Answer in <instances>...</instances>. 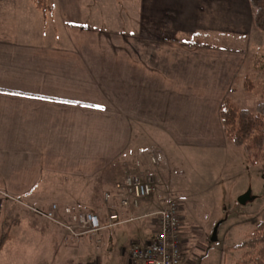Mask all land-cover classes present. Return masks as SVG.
<instances>
[{"label":"crops","instance_id":"crops-1","mask_svg":"<svg viewBox=\"0 0 264 264\" xmlns=\"http://www.w3.org/2000/svg\"><path fill=\"white\" fill-rule=\"evenodd\" d=\"M46 2L43 12L34 0H0V241L7 233L0 260L20 214L30 231L54 238L56 228L30 214L55 204L44 202L52 178L98 177L109 190L103 176L133 157L135 124L164 134L173 151L219 147V109L247 56L214 40L254 31L249 0ZM163 180L159 175L156 192L182 200L185 239L186 227L196 228L184 214L185 193L164 188ZM84 191L89 200L91 191ZM156 192L141 204L142 216L164 209L168 194L159 199ZM27 201L29 210L19 208ZM112 202L115 214L131 215ZM133 224L105 223L92 264H132L131 246L149 242L156 221L150 231L145 221Z\"/></svg>","mask_w":264,"mask_h":264},{"label":"rangeland","instance_id":"rangeland-1","mask_svg":"<svg viewBox=\"0 0 264 264\" xmlns=\"http://www.w3.org/2000/svg\"><path fill=\"white\" fill-rule=\"evenodd\" d=\"M34 1L38 6L36 0ZM42 2L43 6L47 5L46 0ZM253 29L254 31L246 38L230 36V41L227 38L214 40L217 45L227 44L233 49L241 50L247 56L243 69L235 76L231 87L232 94L230 90L227 96L230 95L239 107L251 112H254L259 104L264 103V34L257 31L254 25ZM247 81H249V89L252 87L251 91L247 90ZM187 91L183 93L187 94ZM220 110L221 108L219 116ZM144 126L135 124V131L140 133L134 135L131 147L134 149L133 157H128L126 159L128 161L123 158L122 164L117 165H121L122 168L116 169V179L110 180L108 175L103 177V180L110 181L111 187L108 189L112 192L117 185L116 182L122 183L126 177L134 175L137 169L140 173L138 176L142 178L147 175L154 177L156 192L159 175H163L164 188L172 186L173 190L178 189L185 193L184 214L187 219L189 218L188 220L192 221L191 229L196 227L194 230L186 227L183 248L187 251L184 257L186 262L184 261L183 264H237L240 262L248 250H239L236 247L245 244L257 227L264 224V149L260 153L255 150L252 155H249L244 149L235 147L224 134L220 136V139L216 136L217 142L221 143L219 147L210 146L208 149L184 147L173 151L171 142L164 134ZM182 137L183 141L187 138V136ZM192 137L195 138V136ZM197 138L199 142L206 140L203 139L204 136H197ZM153 150L160 151L162 155L154 153ZM51 181L48 187L53 189V194H48L44 202L46 206L48 203L50 206L54 201L60 210V215L64 213V207L71 206L75 213L96 214L104 227L105 223L110 225V216L118 212L117 205L112 200L107 202L104 200L107 186L104 182H100L101 179L98 177L91 182L73 178L62 179V177L52 178ZM89 186L97 189L95 188L92 192ZM84 189L91 191L90 195L88 194L89 200L84 199L83 195L87 196L83 194L86 192ZM156 194L155 198L160 199L168 192L166 189H161ZM55 195L62 197L55 198ZM64 198L69 201L75 200L76 206L60 204L59 201H63ZM166 198L167 201L175 198L180 205L183 204L182 200L175 195L168 194ZM23 203L25 205H18L19 208L29 210L28 201ZM36 210L43 212L39 206ZM136 212L140 217L135 216ZM27 213L29 214V211ZM30 214L37 216L39 221L51 224L58 232L55 231L53 239L43 233H33L24 223L28 218L26 213L18 215L22 224L19 226L10 224L11 242L8 243L0 264H92L96 260L94 254L98 246V234L104 228L96 234L81 236V238L71 237L62 226L36 213ZM132 215L138 218L133 223L140 224L145 221L146 229L151 230L153 219L151 214L142 216L139 207L132 210ZM61 216L65 221L66 217ZM127 218H130V215ZM216 226H219L217 240L212 242V233Z\"/></svg>","mask_w":264,"mask_h":264},{"label":"built area","instance_id":"built-area-1","mask_svg":"<svg viewBox=\"0 0 264 264\" xmlns=\"http://www.w3.org/2000/svg\"><path fill=\"white\" fill-rule=\"evenodd\" d=\"M155 179L147 175L144 178L129 176L122 183L115 186L114 193L106 192L104 200L111 201L115 198L121 208L136 210L155 193ZM34 213L62 226L71 237L96 234L102 230L99 217L91 212L75 213L71 209H65L61 214L66 217L60 220V210L56 204L47 211L33 210ZM156 221V231L152 239L143 244H133L129 250L132 264H183L185 250L183 248L181 205L175 198L167 201L166 206L160 212L152 214ZM138 220L132 213L130 218L123 219L119 214L110 216V225L113 227L120 224Z\"/></svg>","mask_w":264,"mask_h":264},{"label":"trees","instance_id":"trees-1","mask_svg":"<svg viewBox=\"0 0 264 264\" xmlns=\"http://www.w3.org/2000/svg\"><path fill=\"white\" fill-rule=\"evenodd\" d=\"M249 2L253 10L254 28L264 34V0H249ZM36 3L43 12L46 11L47 8L46 6L42 5V0H36ZM191 44L201 45V43L197 42L196 40L191 42ZM248 82L249 81L246 82L247 90L251 91L252 87L251 89H249L250 87ZM232 91L233 90H231L230 92L231 94ZM220 119L225 136L235 147L244 149L249 155H252L255 150L259 153L263 151L264 103L259 104L256 107L255 111L251 112L239 107L238 104H236L232 100L231 96L228 95L225 97L221 105ZM113 167H111V170H108L107 174H105L108 175V178L110 180H113V178L116 179V169L122 168L121 166H117L116 164L115 166L113 165ZM138 175L139 174H134L131 176ZM118 182L116 183L118 184ZM108 191L111 192L110 190ZM112 192L114 193V189L112 190ZM59 219L63 221L62 216H60ZM6 235L7 233L5 230L0 241V251L3 247L4 242L6 241ZM236 249L248 250L245 252L243 259L237 264H264V224L258 226L257 229L250 235L248 241L245 244L236 247Z\"/></svg>","mask_w":264,"mask_h":264},{"label":"water","instance_id":"water-1","mask_svg":"<svg viewBox=\"0 0 264 264\" xmlns=\"http://www.w3.org/2000/svg\"><path fill=\"white\" fill-rule=\"evenodd\" d=\"M218 227L219 226H216L215 229H214V231H213V234H212V242L213 241H216V239H217V230H218Z\"/></svg>","mask_w":264,"mask_h":264}]
</instances>
